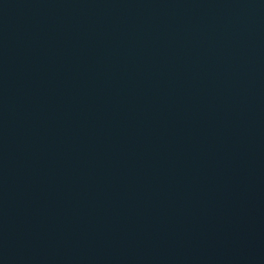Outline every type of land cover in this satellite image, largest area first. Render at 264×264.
Masks as SVG:
<instances>
[{
  "label": "water",
  "instance_id": "95a60500",
  "mask_svg": "<svg viewBox=\"0 0 264 264\" xmlns=\"http://www.w3.org/2000/svg\"><path fill=\"white\" fill-rule=\"evenodd\" d=\"M0 264H264V0H0Z\"/></svg>",
  "mask_w": 264,
  "mask_h": 264
}]
</instances>
